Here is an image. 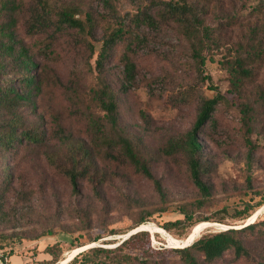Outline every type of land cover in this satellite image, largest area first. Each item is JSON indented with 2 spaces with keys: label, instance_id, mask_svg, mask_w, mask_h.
I'll use <instances>...</instances> for the list:
<instances>
[{
  "label": "rangeland",
  "instance_id": "1",
  "mask_svg": "<svg viewBox=\"0 0 264 264\" xmlns=\"http://www.w3.org/2000/svg\"><path fill=\"white\" fill-rule=\"evenodd\" d=\"M21 1L20 8H24L34 0ZM48 1L79 6L96 21H101L100 14L107 12L106 0ZM109 1L121 16L128 18L142 8L160 4L162 0ZM256 4L262 7L261 12L254 8ZM226 6L231 9L227 2ZM238 12V24L225 33L223 47L213 59L205 62V71L211 81L200 84L199 88L210 97L215 92L212 87H215L224 96L214 112V121L205 126L207 133L202 146L209 170L204 179L211 186V197L205 205L193 209L200 216H216L223 206L242 207L246 201L264 200V54L248 64L252 71L245 78L240 92L230 86L229 73L221 63L222 54L227 51L225 48L237 49V43L244 45L242 39L252 26L260 29L264 19V0H248ZM24 16L18 14L16 37L31 48L37 60L49 64L63 87L52 84L42 93L39 111L44 114L45 141L37 147L23 148L15 158L20 179L17 185L22 184L24 199L29 201L16 203L17 199L12 195L6 199L5 206L14 211V222L18 224L12 229L9 227L12 223L0 220V252H14L12 259L7 258V261L10 264H40V260L48 257L43 251L46 246L57 243L62 252L61 260L56 264H82L79 261L70 263L69 260L88 246L102 244L114 247L136 228L147 232L151 248L173 249L184 246L205 231L229 227L214 221L198 222L186 229L188 233L182 239L175 238L173 232L153 222L132 228L140 212L147 208L156 210L164 206L166 211L153 215L162 223L181 218L179 207L190 206L200 197L188 178L182 156L163 152L168 141L175 140L191 128L196 116L195 95L189 97V101L183 99V88L194 81L195 74L187 54L188 41L176 26L143 27V36L133 41L135 78L126 84V88L120 86L124 78L122 66L111 62L113 65L108 70V77L118 94L120 121L142 145L144 152L154 157L152 171L162 182L165 199H160L150 181L117 163L106 167L109 172L107 183L102 190V201L97 202L84 181L82 198L72 197L68 180L56 173L46 156H55L63 161V134L67 135L65 139L70 143L87 140L84 111L90 102L85 90L94 71L103 21L98 23L95 37H82L69 30L44 42V35L31 36L25 31ZM45 44H49V49L43 53ZM90 45L93 53H90ZM242 104L250 106V120L246 125L240 108ZM141 110L149 116L148 124L141 120ZM36 118L39 120L38 116ZM58 125L63 132L58 130ZM106 163L101 161L100 166L103 168ZM74 204L90 208L88 225L73 213ZM24 211L31 213V219L22 217L26 213ZM257 214L264 215V201L250 217L237 221L233 226L253 221ZM29 220L39 222L30 226ZM111 229L115 233L108 234ZM42 230L47 232L35 237ZM97 236L100 237L92 240ZM77 244L80 246L76 247ZM229 258L226 256L217 264H245V261L232 262ZM165 263L171 264L169 259Z\"/></svg>",
  "mask_w": 264,
  "mask_h": 264
},
{
  "label": "trees",
  "instance_id": "2",
  "mask_svg": "<svg viewBox=\"0 0 264 264\" xmlns=\"http://www.w3.org/2000/svg\"><path fill=\"white\" fill-rule=\"evenodd\" d=\"M247 1L162 0L160 4L142 8L127 18L125 15L121 16L110 1L106 0L107 12L100 14L101 21H96L94 16L76 5L34 0L27 7L20 8L21 0H0V220L12 223L9 226L12 229L18 225L14 222V211L5 206L6 199L11 195L17 199L16 203L29 201L24 199L25 195L20 188L22 184L17 185L20 179L15 158L23 148L37 147L45 141L42 121L44 114L39 111L41 96L44 89L52 84L63 87L49 64L37 60L31 48L16 37L18 14L25 15V31L31 36L44 35V42L55 34L69 30H74L82 37H95L98 23L103 21L94 71L85 90L90 102V106L84 111L87 140L74 144L67 142L65 138L68 137L63 134V161L55 156H46L56 173L68 180L72 197L82 198L81 186L84 181L97 202L102 201V190L107 183L109 172L106 167L117 163L129 167L131 171L150 181L160 199H165L162 182L152 171L154 157L144 152L142 145L120 121L118 94L108 77V70L113 65L111 62L120 64L124 77L120 86L126 88V84L135 78L133 41L143 36V27L172 24L189 44L187 54L195 75L194 81L184 86L183 99L189 101V97L195 95L196 116L191 128L175 140L168 141L163 152L170 156H182L188 178L200 197L190 206L179 207L181 218L162 223L155 220L153 215H160L166 208H147L140 212L132 228L145 222H153L164 230L173 232L175 238L182 239L188 233L186 229L198 222L214 221L229 227L205 231L190 244L173 249L151 248L147 232L139 230L129 234L114 247L102 244L90 246L74 255L69 262L166 264V259H169L171 264H217L227 256L232 262L264 264V215L257 214L253 221L233 226L237 221L250 217L263 203V199L258 202L246 201L242 207L223 206L218 209V215L211 217L200 216L193 210L205 205L211 197V186L204 179L209 165L202 143L206 138V124L214 121V112L224 100V96L215 87H212L215 92L210 97L199 90L200 84L211 81L204 65L207 59H213L214 54L223 47L225 33L238 24V11L245 7ZM226 2L231 9L227 8ZM238 3L242 4L238 6ZM254 8L259 12L262 10L259 4ZM77 15L83 17L78 18L80 16ZM242 40L244 45L237 43V49L225 48L227 51L222 54L221 59L229 73L230 86L236 92H240L245 78L251 74L252 69L248 64L264 54V19L260 29L256 25L252 26ZM84 42L89 43L87 39ZM48 49L49 44H45L43 53ZM90 51L93 53L92 45ZM240 108L246 125L250 120V106L242 104ZM140 117L144 124L149 123V116L145 111H140ZM57 127L63 132L60 125ZM101 161L107 162L103 168L100 166ZM247 182H250V178ZM74 205L73 213L88 225L91 221L90 208ZM22 217L31 219V213L27 211ZM38 222L39 220H29L28 225L34 226ZM46 232L47 230L35 232V237ZM113 233V229L108 231V234ZM79 246L80 244L76 245ZM43 251L48 257L40 260V264H56L61 260L59 244L47 245ZM13 254L12 250H2V263L10 264L7 258Z\"/></svg>",
  "mask_w": 264,
  "mask_h": 264
},
{
  "label": "water",
  "instance_id": "3",
  "mask_svg": "<svg viewBox=\"0 0 264 264\" xmlns=\"http://www.w3.org/2000/svg\"><path fill=\"white\" fill-rule=\"evenodd\" d=\"M139 230H142V229H140V228H136V229H134L133 231H131L129 234H131V233H133V232H136V231H139ZM191 243V241L189 242V243H187V244H185V245H188V244H190ZM184 245V246H185ZM93 246V245H92ZM88 247H90V246H88ZM178 247H183V246H178Z\"/></svg>",
  "mask_w": 264,
  "mask_h": 264
},
{
  "label": "crops",
  "instance_id": "4",
  "mask_svg": "<svg viewBox=\"0 0 264 264\" xmlns=\"http://www.w3.org/2000/svg\"><path fill=\"white\" fill-rule=\"evenodd\" d=\"M14 255H11L8 259L11 260Z\"/></svg>",
  "mask_w": 264,
  "mask_h": 264
},
{
  "label": "built area",
  "instance_id": "5",
  "mask_svg": "<svg viewBox=\"0 0 264 264\" xmlns=\"http://www.w3.org/2000/svg\"><path fill=\"white\" fill-rule=\"evenodd\" d=\"M0 264H3L2 261H1V259H0Z\"/></svg>",
  "mask_w": 264,
  "mask_h": 264
}]
</instances>
